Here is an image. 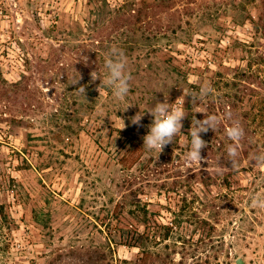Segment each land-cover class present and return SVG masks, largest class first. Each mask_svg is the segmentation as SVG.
I'll list each match as a JSON object with an SVG mask.
<instances>
[{
  "label": "rangeland",
  "instance_id": "1",
  "mask_svg": "<svg viewBox=\"0 0 264 264\" xmlns=\"http://www.w3.org/2000/svg\"><path fill=\"white\" fill-rule=\"evenodd\" d=\"M114 48L130 74L124 100L103 83ZM165 98L183 127L149 151L147 111ZM188 103L203 115L190 119ZM207 116L218 122L189 163L190 129ZM246 151L264 153V0H0V203L19 225L10 264H264V208L252 206L264 167ZM118 212L141 231L147 219L150 237L113 238L102 221Z\"/></svg>",
  "mask_w": 264,
  "mask_h": 264
},
{
  "label": "clouds",
  "instance_id": "2",
  "mask_svg": "<svg viewBox=\"0 0 264 264\" xmlns=\"http://www.w3.org/2000/svg\"><path fill=\"white\" fill-rule=\"evenodd\" d=\"M105 68L107 72L103 77V83L112 89V94L115 99L124 100L130 91V74L127 71L126 57L122 51L115 48L111 49L106 54ZM92 73L91 76L93 80L98 77L102 80L99 75L94 76ZM79 90L85 92L83 87H80ZM147 112L150 113L153 120L149 125L148 133L143 137V147L149 151L159 150L161 152L163 148L169 143H172L174 138L181 132L183 127L182 121L186 117V114L181 107L169 104L166 98L164 102H157ZM143 114H140V112L136 114L131 118V123L133 125H140ZM217 122L215 116H207L204 117L203 120H197L196 126L190 129L191 147L186 154L189 163L202 161L203 157L201 151L207 145L202 139L201 133H205L209 129L214 130ZM228 135L234 141L239 140L243 135V130L238 124L234 123L232 127L229 128ZM227 155L228 160L234 165L236 157L238 156L237 146L235 144L229 145ZM255 162L259 166L264 167V153L256 155ZM252 206L264 208V199L253 197Z\"/></svg>",
  "mask_w": 264,
  "mask_h": 264
},
{
  "label": "trees",
  "instance_id": "3",
  "mask_svg": "<svg viewBox=\"0 0 264 264\" xmlns=\"http://www.w3.org/2000/svg\"><path fill=\"white\" fill-rule=\"evenodd\" d=\"M186 63H190L188 59H185ZM194 88L198 87V85H192ZM200 88V87H199ZM191 103H188L187 109L190 108V112L188 113V116L190 115V119L193 117H197L199 115H203V113H198V111H193L194 107H192ZM187 121V119H185ZM186 125L188 123H185ZM190 124H188L189 126ZM227 125V123H223V126ZM122 132V131H120ZM129 137H135L132 133H128ZM146 151H141L139 154L136 156H133L131 159L130 166H134L138 162H140L144 156ZM247 156L245 157L246 160H248V165L249 166H254L255 162V157L258 155V153H255L251 156H249L248 151H246ZM153 156L150 158V161L148 163V166L151 165V162L155 160ZM202 173H204L202 171ZM205 175V174H204ZM196 174L195 172L192 173L190 177H195ZM206 177V176H204ZM205 180V179H204ZM139 206V205H138ZM8 205L6 203H0V264L6 263L10 264L12 260H15V255H14V249H13V242H14V231L19 228L17 219L13 216V214L8 211ZM171 212L175 215H177V212L172 211ZM147 220V219H146ZM144 221V231H141L137 224L135 223H123L124 217L121 216V213H117L116 215H113L112 219L110 221H106V219H103L102 223L106 224L108 228L110 229V234L114 236H120L122 238V242L125 244H128L130 246H137L138 243L137 241H143L145 237H150L152 234L153 230L151 229V224L148 221ZM177 217H173V220L171 222V225H165L167 228L165 233H164V239L169 238L171 230H173V227L175 223L177 222ZM153 234H156L153 233ZM157 236V234L155 235ZM136 240V241H135Z\"/></svg>",
  "mask_w": 264,
  "mask_h": 264
},
{
  "label": "built area",
  "instance_id": "4",
  "mask_svg": "<svg viewBox=\"0 0 264 264\" xmlns=\"http://www.w3.org/2000/svg\"><path fill=\"white\" fill-rule=\"evenodd\" d=\"M203 58L205 59V63L206 65L212 67L215 65V61L213 59V56L211 55L210 52H207L205 54H203Z\"/></svg>",
  "mask_w": 264,
  "mask_h": 264
},
{
  "label": "water",
  "instance_id": "5",
  "mask_svg": "<svg viewBox=\"0 0 264 264\" xmlns=\"http://www.w3.org/2000/svg\"><path fill=\"white\" fill-rule=\"evenodd\" d=\"M237 264H246V261L243 257H239L236 259Z\"/></svg>",
  "mask_w": 264,
  "mask_h": 264
}]
</instances>
